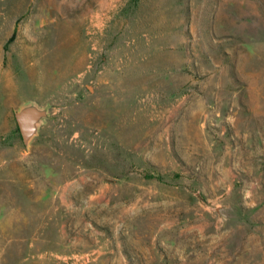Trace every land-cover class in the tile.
Instances as JSON below:
<instances>
[{
    "label": "rangeland",
    "instance_id": "1",
    "mask_svg": "<svg viewBox=\"0 0 264 264\" xmlns=\"http://www.w3.org/2000/svg\"><path fill=\"white\" fill-rule=\"evenodd\" d=\"M0 264H264V0H0Z\"/></svg>",
    "mask_w": 264,
    "mask_h": 264
},
{
    "label": "water",
    "instance_id": "2",
    "mask_svg": "<svg viewBox=\"0 0 264 264\" xmlns=\"http://www.w3.org/2000/svg\"><path fill=\"white\" fill-rule=\"evenodd\" d=\"M17 131L24 145L37 132L39 122L48 116L45 108L35 104H26L16 110L13 114Z\"/></svg>",
    "mask_w": 264,
    "mask_h": 264
}]
</instances>
